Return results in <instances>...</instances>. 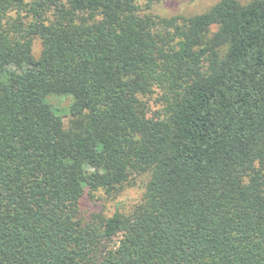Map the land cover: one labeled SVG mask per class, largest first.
Segmentation results:
<instances>
[{"label": "trees", "instance_id": "obj_1", "mask_svg": "<svg viewBox=\"0 0 264 264\" xmlns=\"http://www.w3.org/2000/svg\"><path fill=\"white\" fill-rule=\"evenodd\" d=\"M160 1L0 0V264H264V0Z\"/></svg>", "mask_w": 264, "mask_h": 264}, {"label": "rangeland", "instance_id": "obj_2", "mask_svg": "<svg viewBox=\"0 0 264 264\" xmlns=\"http://www.w3.org/2000/svg\"><path fill=\"white\" fill-rule=\"evenodd\" d=\"M216 1L217 0H161L145 11L160 16H190L203 12ZM240 1L245 2L248 0ZM32 48L34 55L37 56L41 50V44L38 38H34ZM60 102L64 105L67 100L61 99ZM64 125L68 126V118H64ZM144 178V175L137 176L131 184L125 186L118 195L113 197H107L102 189H98L91 194L85 192L80 200L81 214L87 217L91 213L99 212L109 216L117 210L127 213L141 198Z\"/></svg>", "mask_w": 264, "mask_h": 264}]
</instances>
